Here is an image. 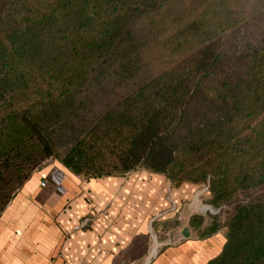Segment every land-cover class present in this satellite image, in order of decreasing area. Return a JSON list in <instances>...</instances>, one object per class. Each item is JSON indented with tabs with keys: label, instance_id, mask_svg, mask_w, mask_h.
I'll return each instance as SVG.
<instances>
[{
	"label": "trees",
	"instance_id": "16d2710c",
	"mask_svg": "<svg viewBox=\"0 0 264 264\" xmlns=\"http://www.w3.org/2000/svg\"><path fill=\"white\" fill-rule=\"evenodd\" d=\"M47 159L206 185V264H264V0H0V214Z\"/></svg>",
	"mask_w": 264,
	"mask_h": 264
},
{
	"label": "crops",
	"instance_id": "0c3cea01",
	"mask_svg": "<svg viewBox=\"0 0 264 264\" xmlns=\"http://www.w3.org/2000/svg\"><path fill=\"white\" fill-rule=\"evenodd\" d=\"M194 186L144 169L86 177L47 159L0 214V264H206L225 238L193 235Z\"/></svg>",
	"mask_w": 264,
	"mask_h": 264
},
{
	"label": "rangeland",
	"instance_id": "374dc122",
	"mask_svg": "<svg viewBox=\"0 0 264 264\" xmlns=\"http://www.w3.org/2000/svg\"><path fill=\"white\" fill-rule=\"evenodd\" d=\"M194 187L198 194V197H195L196 200L195 203H193V210L195 213L192 219L195 227L193 235L204 236L208 230V225L212 222L213 218H215L216 223L220 225L224 221V214L222 213V211H220V208H216L208 203L209 194L208 192H206V185H196ZM204 205L207 207L206 210L201 209V207H203ZM225 208L226 207H224L223 209ZM203 220L207 222V225L205 227H200V224L203 222ZM163 226H166L165 228L169 229L170 227L167 226H171V224L169 222H165ZM219 232L222 233L223 231L219 229Z\"/></svg>",
	"mask_w": 264,
	"mask_h": 264
},
{
	"label": "built area",
	"instance_id": "2783aa9c",
	"mask_svg": "<svg viewBox=\"0 0 264 264\" xmlns=\"http://www.w3.org/2000/svg\"><path fill=\"white\" fill-rule=\"evenodd\" d=\"M97 214H89L84 217H82L79 222L76 224L75 229H85L91 226L94 221L97 219Z\"/></svg>",
	"mask_w": 264,
	"mask_h": 264
}]
</instances>
